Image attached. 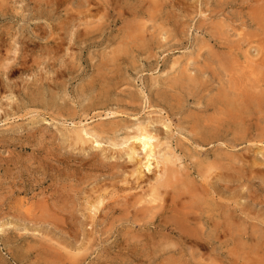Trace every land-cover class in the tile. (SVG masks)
Wrapping results in <instances>:
<instances>
[{
  "label": "rangeland",
  "instance_id": "rangeland-1",
  "mask_svg": "<svg viewBox=\"0 0 264 264\" xmlns=\"http://www.w3.org/2000/svg\"><path fill=\"white\" fill-rule=\"evenodd\" d=\"M155 3L161 9L152 19L124 15L136 4L152 11ZM239 3L254 5L0 0V264H264V49L250 42L254 27L240 26L248 9L240 13ZM128 26L139 30L130 33ZM210 31L222 47L232 42L235 56L211 49ZM230 77L259 98L245 126H238L241 138L217 110ZM138 127L161 143L149 170L142 167V150L129 160L124 150L131 141L121 145ZM197 130L221 138L212 141L209 134L203 141ZM161 154L173 157L166 169L177 191L181 182L187 190L192 182L193 195L202 193L199 174L221 172L209 188L221 195L217 204L231 216L233 236L197 245L176 229H162L163 221L172 225V214L162 213L161 196H150L165 178L162 165L155 168ZM189 195L178 201L177 213H188ZM101 196L95 213L90 207ZM147 204L155 206L151 212ZM202 231L203 238L215 237Z\"/></svg>",
  "mask_w": 264,
  "mask_h": 264
},
{
  "label": "bare ground",
  "instance_id": "bare-ground-1",
  "mask_svg": "<svg viewBox=\"0 0 264 264\" xmlns=\"http://www.w3.org/2000/svg\"><path fill=\"white\" fill-rule=\"evenodd\" d=\"M123 1V0H122ZM59 2V1H58ZM141 2V1H140ZM248 2L250 3V4H254V5H249L248 6V4H246V3H239L238 5H237V7L241 10L240 11V13H242V11H244V10H246V9H248V11L246 12V13H244V15H243V17H240L239 18V24H240V26H247V27H254V30H255V34H253L252 35V40H250V42L251 41H253V39H256V41H253V42H256V45H257V43H258V45H259V49L260 50H263L264 49V0H248ZM263 2V3H262ZM123 3V2H122ZM138 3V2H137ZM259 3H262V4H259ZM59 4H61L60 2H59ZM156 4V3H155ZM62 5V4H61ZM126 5V4H125ZM128 5V4H127ZM154 7H153V9H152V11H150L149 9H147V8H145V7H143V5L141 4H136L135 6H130L131 8H128L127 9V12L125 11L124 12V15H125V13H127V14H129L130 16H132V17H134V18H136L137 16H139V15H141V16H146V17H149V19H152V18H154V16L156 15V12H158L159 11V9H161V6H158L157 4L156 5H153ZM108 7H109V5H108ZM105 8V7H104ZM113 8L115 9V7L113 6ZM120 8H122V7H120ZM109 9V8H108ZM114 9H111V10H109V12H112V10L114 11ZM119 10V9H118ZM122 10L124 11V9L122 8ZM121 12V11H120ZM129 12V13H128ZM131 13V14H130ZM239 15V14H238ZM121 18V17H120ZM113 21H115V22H117L118 21V19L116 18V16H115V18H114V20ZM124 26V25H123ZM133 27L134 26H128L127 27V30L130 32V33H134V34H136L137 33V31L139 30H137L136 31V29L135 30H131V29H133ZM126 28V27H125ZM211 33V34H210ZM210 33H208L207 32V36H208V39H211V40H213L214 41V44L211 46V49H213V48H216V49H221L222 51H223V53H231V54H233L234 55V52H235V50L237 51L238 49L236 48V46H234V45H231V43L229 44V45H223L224 47H222V44H219L215 39H214V36H213V33L210 31ZM1 36V35H0ZM251 36V35H250ZM40 37V36H39ZM216 37V36H215ZM247 38H248V36H247ZM2 39V38H1ZM30 39V38H29ZM248 40V39H247ZM60 41V40H59ZM132 41V40H131ZM208 41V40H207ZM246 42V41H245ZM249 42V41H248ZM249 42V43H250ZM30 43H32V44H34V42L32 41V39L30 40ZM247 43V42H246ZM245 44V43H244ZM58 48L59 47H61L60 45L61 44H58V43H56L55 44ZM255 49H257V48H255ZM258 49V50H259ZM220 50V51H221ZM249 50V49H248ZM225 51V52H224ZM214 53V52H213ZM219 53V52H218ZM217 53V54H218ZM215 55V54H214ZM224 55V54H223ZM263 55V54H262ZM219 56V55H218ZM228 56V55H227ZM235 56V55H234ZM217 57V56H216ZM220 57H221V54H220ZM15 58V57H14ZM13 58V59H14ZM115 58V57H114ZM213 58V57H212ZM218 58V57H217ZM224 58H225V56H224ZM224 58H222V59H224ZM262 58V57H261ZM261 58H260V61H261ZM26 59V58H25ZM239 59V58H238ZM264 59V58H263ZM218 60H219V58H218ZM59 61V60H58ZM224 61H226V58L224 59ZM264 61V60H263ZM262 61V62H263ZM111 62V65H112V62H113V60L112 61H110ZM217 62V61H216ZM261 62V63H262ZM113 63H115V62H113ZM220 63V61H218V64ZM230 63V62H229ZM13 64H19V66L20 67H22V68H24V66H26L27 65V62H26V60H22L21 62H16L15 60H13ZM12 64V65H13ZM221 64V63H220ZM224 64H226V62L224 63ZM232 64V63H231ZM11 65V66H12ZM7 66H8V64H7ZM115 66V65H114ZM104 67V66H103ZM225 67H226V65H225ZM6 68V67H5ZM9 68H10V66H9ZM22 68H20V69H22ZM107 68V67H106ZM227 68V67H226ZM8 69V68H7ZM13 69H16L17 71H19V69L17 68V67H12L11 68V70H13ZM113 71V70H112ZM226 71V70H225ZM237 72V71H236ZM256 73V72H255ZM242 77V76H241ZM231 78V80H230V83L226 86V89H225V91H222V92H219V97L216 99L217 100V110H218V113L223 117V121H225V123H226V125H227V128H229L230 127V125L232 126V125H236L235 126V129H237V130H235L234 128H233V130H231V131H233L234 132V134H236L237 136H239V134H241L243 131L242 130H238V126L239 125H244L245 126V124H246V121H248L249 119H248V117L249 116H251V112H252V114L254 113V109L256 108V106H257V104L259 103V98H258V96H256V94L254 93V94H250V93H248V91H246V87H244L243 85H242V80L240 81V80H237V81H234L233 79L234 78H232V77H230ZM245 78V77H244ZM247 78V77H246ZM263 78V77H262ZM261 78V79H262ZM248 79V78H247ZM246 80V79H245ZM193 81V80H192ZM257 81V80H256ZM227 82H229V81H227ZM237 82V83H236ZM248 82V81H247ZM258 82V81H257ZM190 83H191V81H190ZM252 83V82H251ZM194 84V83H193ZM252 85V84H251ZM253 88H256L255 86L253 87ZM114 89V88H113ZM250 89H251V87H250ZM214 101V100H213ZM257 102V103H256ZM216 105V104H215ZM261 107V106H260ZM211 108H213V106L211 107ZM258 108V107H257ZM116 112H111L110 114H115ZM218 123H219V121H218ZM219 125V124H218ZM221 125V124H220ZM241 126V127H242ZM247 126V125H246ZM199 127V126H198ZM237 127V128H236ZM240 127V126H239ZM230 128H232V127H230ZM241 129V128H240ZM207 131V130H206ZM227 131V130H226ZM225 131V132H226ZM228 131H230V130H228ZM227 131V132H228ZM245 131V130H244ZM197 132L198 133H200V134H202V132H203V136H202V138H201V140H203V141H205V140H207L208 138H209V134L211 135L210 136V139L212 140V139H214L215 138V140H217V141H219V139L221 138H219V136L218 137H216L215 135H216V133L214 134L211 130H208L207 132H205L204 130H197ZM222 133V132H221ZM229 133V132H228ZM207 134H208V136H207ZM240 137V136H239ZM235 138V137H234ZM241 138V137H240ZM237 139V138H236ZM77 140H78V142L81 140V139H78V137H77ZM211 140H209L210 142H211ZM240 140V139H239ZM130 142V145H128V147L124 150V153H126L127 155H128V158H129V160H133V156L136 154V148H138V150L139 151H141L142 150V152L144 153V156H143V160H144V165L142 166V167H144L145 169H147V170H149V166L151 165V163H150V161H151V159H153V158H156L155 157V149H157V148H159L158 146L159 145H161V143L159 144V142L157 141V139L155 138V136L154 135H152L150 132H148V130H147V128H145V127H138L137 128V130L136 131H134V133H133V135L131 136H127V137H125L124 138V140H123V142L121 143V145H123V144H126L127 142ZM153 141H155V143H153ZM212 141H214V140H212ZM209 142V143H210ZM231 142V141H230ZM137 143V144H136ZM198 143H199V141H198ZM232 143H233V145H231L230 147L232 148L234 145H235V141H232ZM231 143V144H232ZM228 144H229V142H228ZM113 145L115 146V145H117L116 143H113ZM162 146H163V144H162ZM158 153V152H157ZM160 154V153H159ZM158 155V154H157ZM162 156H163V154H161ZM165 155V154H164ZM160 157V156H159ZM163 157H165V156H163ZM171 157H172V155L170 156V157H165L163 160H161L160 158V160L161 161H159L158 159V161H157V163H155V168L158 166V164H161L162 165V167H163V169H161V172H160V176H162V177H165L164 178V180L163 181H160L158 184H156L155 185V187H152L151 189H152V191H151V197H152V199L153 200H156L157 198H159V197H157V196H161L162 198V203L163 202H165V206L163 207V209H164V212H162V213H171L172 215H170L171 217V220L169 221V222H172V225H167V223H168V221L166 222V221H163V222H165L164 223V226L163 225H160V226H163L162 227V229H164V230H166V231H172V229H176V230H178V232H179V235L181 236V237H183V235H184V237H185V239L187 238V236L188 237H191L192 239L194 238L195 239V241H192L193 243L194 242H196V244L197 245H200V243H205V244H207V245H210V243L211 244H213L214 243V241H218L221 237L222 238H226L228 235H230L231 233L229 232L230 231V229H229V227H230V223L228 222V220H229V218L231 219V216L228 214V213H226L225 214V212H223L224 211V209H223V207H222V205H219V203L217 204V202H219V198L218 199H216L217 198V196L219 195H217V193L215 192V191H213L212 190V188H211V190H210V188L209 187H211V184L213 183L212 182V179L213 178H215L216 180H217V178H218V180L221 178V172H217L216 171V168H215V171H213V172H211V173H206V174H204V173H201V174H199V176L202 178L201 179V181L200 182H198V184L200 185V187L199 186H196V187H199V188H201L200 190L202 191V193H199L198 192V194L196 193V195H193V192H192V189L189 187V186H191V184H192V182H190L189 184V186H188V190L186 189V183L184 184V183H180V185H178V186H180L179 188V190L177 191V187L175 188V187H173V182H172V175H173V173L172 174H170V172L168 171L169 169L167 168V164H169L171 161H172V159H171ZM173 158V157H172ZM217 160V159H216ZM137 162V161H136ZM218 162V161H217ZM217 162H215V163H217ZM139 163L141 164V161H139ZM139 164V165H140ZM173 164V163H172ZM221 166V168H225L224 167V165L225 164H220ZM229 165V164H228ZM135 166V165H134ZM141 166H140V168H141ZM231 167V166H230ZM168 170H167V169ZM137 169H139V168H137ZM136 169V170H137ZM133 170V169H132ZM132 172V171H131ZM156 172V171H155ZM158 172V173H159ZM168 172H169V174H168ZM174 172V171H173ZM133 173H134V170H133ZM137 174H138V177H137V179H139V176H140V179H141V172L140 171H138L137 172ZM175 174V173H174ZM226 176V175H225ZM155 177V176H154ZM156 178H157V176H156ZM168 178V179H167ZM154 179V178H153ZM192 181V180H191ZM199 181V180H198ZM207 181H209V183L207 182ZM212 183H211V182ZM214 181V180H213ZM158 182V181H157ZM157 182H155V183H157ZM186 182H187V180H186ZM194 182V181H193ZM140 183V182H139ZM215 183V182H214ZM196 184H194V186H195ZM193 186V185H192ZM191 186V187H192ZM193 186V187H194ZM213 186V185H212ZM149 188V187H148ZM199 188H197V189H199ZM169 189H171V191L173 190V191H175L174 193H172L173 195L171 196L170 194H169V192H170V190ZM191 189V190H190ZM195 189V188H194ZM193 189V190H194ZM123 190H125V191H129L130 190V188L128 187V188H123ZM169 190V191H168ZM187 190V191H186ZM199 190V191H200ZM148 191V190H147ZM177 191V192H176ZM196 192V191H195ZM127 193V192H126ZM145 193V192H144ZM187 193L188 194H190L189 196H190V199L189 200H187V198H186V200L187 201H189V203H187V204H189V208H188V213H186L185 211V213H177V211H175V209H176V207H177V204H178V201H181V199H182V197H184V196H187ZM129 194V193H128ZM123 195H124V192H123ZM130 195V194H129ZM142 195V194H141ZM124 196H126V195H124ZM123 196V197H124ZM134 196H135V194H134ZM219 196H221V195H219ZM110 198H112V195H111V197ZM120 198H121V196H120ZM155 198V199H154ZM68 199V198H67ZM132 199V198H131ZM130 199V200H131ZM143 199V198H142ZM185 199V198H184ZM220 199H222V197L220 198ZM104 200H105V198L104 197H100L93 205H91V207H90V209H92L95 213L100 209V207L103 205V203H104ZM110 200V199H109ZM226 201V200H225ZM130 202H132V201H130ZM183 202H185V200L183 201ZM216 202V203H215ZM137 203V202H136ZM138 203H139V201H138ZM224 203V202H223ZM121 204V203H120ZM119 204V205H120ZM126 204V203H125ZM141 204V203H140ZM145 204V203H144ZM156 204H158V203H156ZM225 204V203H224ZM223 204V205H224ZM132 205V204H131ZM147 205H149V204H147ZM118 206V205H117ZM116 206V207H117ZM121 206V205H120ZM136 206V205H135ZM138 206V205H137ZM136 206V207H137ZM143 206V205H142ZM226 206V205H225ZM114 207H115V205H114ZM122 207V206H121ZM135 207V208H136ZM152 207V208H151ZM151 207H150V205H149V208H151L150 209V211L149 212H151V210L153 209V207H155L154 205H151ZM158 207H160V206H158ZM178 207H180V205L178 206ZM105 208V207H104ZM109 208V207H108ZM127 208V207H126ZM148 208V207H147ZM161 208V207H160ZM185 208V207H184ZM139 209V208H138ZM144 209H146V208H144ZM183 209V208H182ZM118 210V209H117ZM124 210V209H123ZM132 210H133V207H132ZM140 210V209H139ZM143 210V209H142ZM162 210V209H161ZM226 210V209H225ZM228 210V209H227ZM226 210V211H227ZM126 211H128V209H126ZM156 211V210H155ZM158 211V210H157ZM112 212H113V210H112ZM118 212V211H117ZM148 212V213H149ZM159 212V211H158ZM182 212V211H181ZM228 212V211H227ZM145 213H146V211H145ZM153 213V212H152ZM155 213V212H154ZM161 213V212H160ZM159 213V214H160ZM140 214V213H139ZM138 214V215H139ZM142 214V213H141ZM157 214V213H156ZM94 215H96V214H94ZM151 215V214H150ZM158 215V214H157ZM229 215V216H228ZM137 216V215H136ZM143 216H145V215H143ZM142 216V217H143ZM155 217H156V215H155ZM154 217V218H155ZM160 218L161 216H157V218ZM146 218V220H147V216L145 217ZM164 218H166V217H164ZM169 218V217H168ZM167 219V218H166ZM239 220H241V219H239ZM157 221V220H156ZM147 222V221H146ZM149 222V221H148ZM153 222V221H152ZM162 222V221H161ZM160 222V223H161ZM135 223V222H134ZM186 223L189 225V226H192L193 228H195V227H197V226H202V228L204 227H206V228H208L209 230H210V232L211 233H213L214 234V236L215 237H212L213 235H208V237L207 236H204V237H207V238H203V236H202V234H204L205 232H203L202 231V228L201 227H199V229H198V227L196 228V230H197V232H196V230L193 232V229H191L190 227V229L192 230V232H188V231H191L187 226H186ZM139 224V223H138ZM149 224V223H148ZM147 224V225H148ZM143 225H145V224H143ZM232 225L233 224H231V227H232ZM158 226V225H157ZM160 226H158V227H160ZM137 227V226H136ZM154 227H156V226H154ZM158 227H157V229H158ZM172 227V228H171ZM234 227H236V226H234ZM237 227H239L238 225H237ZM243 227V226H242ZM147 229V228H146ZM151 229V228H150ZM162 229H161V232H163L162 231ZM152 231H153V229H151ZM150 230V231H151ZM234 230H235V228H234ZM237 230V229H236ZM240 230V229H239ZM137 231V230H136ZM143 231H144V228H143ZM169 231V232H170ZM174 231V230H173ZM148 232V231H147ZM160 232V233H161ZM203 232V233H202ZM207 232V231H206ZM209 232V233H210ZM235 232V231H234ZM246 232V231H245ZM259 232V231H258ZM156 233V232H155ZM208 233V234H209ZM210 233V234H211ZM230 233V234H229ZM251 233V232H250ZM235 234V233H234ZM161 234H159V236H160ZM217 235V236H216ZM232 235V234H231ZM236 236H238L239 234H238V232H237V234H235ZM246 235V234H245ZM169 236V235H168ZM171 236V235H170ZM179 236V237H180ZM233 236V235H232ZM231 236V237H232ZM151 237V236H150ZM154 237V236H153ZM165 237V236H164ZM175 237V236H174ZM230 237V238H231ZM262 237H264V236H262ZM161 238V237H160ZM166 238V237H165ZM176 238V237H175ZM167 239H169V238H167ZM193 239V240H194ZM264 239V238H263ZM160 240H162V239H160ZM170 240V239H169ZM177 240H179V239H177ZM223 240V239H222ZM232 240V239H231ZM230 240V241H231ZM237 240V239H236ZM258 240V239H257ZM164 241V240H163ZM174 241H176V240H174ZM185 241V240H184ZM186 241H188V240H186ZM234 241V240H233ZM239 241V240H238ZM166 242H168L167 240H166ZM177 242V241H176ZM251 242H253V241H251ZM184 243H186V242H184ZM189 243V242H188ZM188 243H186V244H188ZM191 243V242H190ZM192 243V244H193ZM218 243V242H217ZM225 243V242H224ZM231 243V242H230ZM148 244V243H147ZM171 243H169V245H170ZM177 244H181V243H177ZM176 244V245H177ZM233 244V243H232ZM260 244V243H259ZM176 245H175V247H176ZM182 245V244H181ZM180 245V246H181ZM184 245V244H183ZM183 245L181 246L182 248H184L183 247ZM196 245V248L195 249H197V246ZM217 245V244H216ZM228 245V244H227ZM235 245H236V243H235ZM240 245V244H239ZM150 246V245H149ZM172 246V245H171ZM186 246V245H185ZM201 246H202V244H201ZM206 246V245H205ZM214 246V245H213ZM218 246V249H219V245H217ZM216 246V247H217ZM157 247H158V244H157ZM172 247H174V246H172ZM180 247V248H181ZM188 247V246H187ZM194 247H195V244H194ZM206 247H208V246H206ZM222 246L220 245V248H221ZM240 247V246H239ZM199 248V247H198ZM210 248H212V247H210ZM232 248V247H231ZM161 250H162V248H160ZM168 249V248H167ZM174 249V248H173ZM205 249V248H204ZM222 249V248H221ZM126 250V249H125ZM154 251H155V248L153 249ZM198 250V249H197ZM239 250H241V249H239ZM238 250V251H239ZM177 251H178V249H177ZM181 251V250H180ZM193 251V250H192ZM195 251V250H194ZM215 251V250H214ZM171 252H172V250H171ZM199 252H200V250H199ZM201 252H202V250H201ZM232 252V251H231ZM241 252V251H240ZM176 253V252H175ZM181 253H183V252H181ZM191 253V252H190ZM193 253V252H192ZM207 253H208V251H207ZM226 254L228 253V252H225ZM232 253H234V252H232ZM170 254V253H169ZM202 254H203V257H204V253L202 252ZM210 254H211V252H210ZM223 254V253H222ZM240 254H242V253H240ZM247 254H249V253H247ZM189 255V254H188ZM192 255V254H191ZM197 255V254H196ZM199 255H200V253H199ZM198 255V256H199ZM216 255V254H215ZM229 255V254H228ZM236 255V254H235ZM235 255H234V257H235ZM238 255V254H237ZM257 255V254H256ZM160 256H162V255H160ZM177 256V255H176ZM182 256V255H181ZM201 256V255H200ZM205 256H207V255H205ZM214 256V255H213ZM212 256V257H213ZM217 256H219V255H217ZM222 256V255H221ZM220 256V257H221ZM225 257H226V255H224ZM231 256V255H230ZM239 256V255H238ZM209 257V256H208ZM211 257V256H210ZM209 257V258H210ZM219 257V258H220ZM233 257V258H234ZM196 258V257H195ZM206 257H204V259H205ZM214 258V257H213ZM215 258H217L216 256H215ZM241 258H242V256H241ZM249 259V258H248ZM206 260H208L207 258H206ZM210 260V259H209ZM170 263V262H169Z\"/></svg>",
  "mask_w": 264,
  "mask_h": 264
}]
</instances>
